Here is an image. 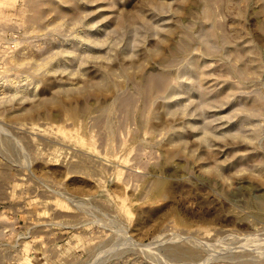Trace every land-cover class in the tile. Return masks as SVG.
Wrapping results in <instances>:
<instances>
[{"label":"rangeland","instance_id":"374dc122","mask_svg":"<svg viewBox=\"0 0 264 264\" xmlns=\"http://www.w3.org/2000/svg\"><path fill=\"white\" fill-rule=\"evenodd\" d=\"M0 264H264V0H0Z\"/></svg>","mask_w":264,"mask_h":264}]
</instances>
